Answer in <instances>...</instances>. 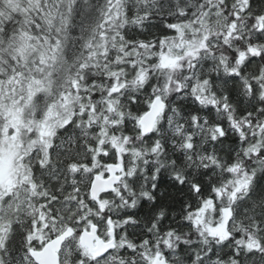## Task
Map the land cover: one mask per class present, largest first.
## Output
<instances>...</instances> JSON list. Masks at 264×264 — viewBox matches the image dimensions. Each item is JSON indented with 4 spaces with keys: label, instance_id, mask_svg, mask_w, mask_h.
Here are the masks:
<instances>
[{
    "label": "snow or ice",
    "instance_id": "obj_1",
    "mask_svg": "<svg viewBox=\"0 0 264 264\" xmlns=\"http://www.w3.org/2000/svg\"><path fill=\"white\" fill-rule=\"evenodd\" d=\"M0 264H264V0H0Z\"/></svg>",
    "mask_w": 264,
    "mask_h": 264
}]
</instances>
